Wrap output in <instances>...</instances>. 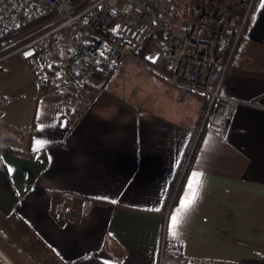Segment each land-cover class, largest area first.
I'll list each match as a JSON object with an SVG mask.
<instances>
[{
    "label": "crops",
    "instance_id": "0c3cea01",
    "mask_svg": "<svg viewBox=\"0 0 264 264\" xmlns=\"http://www.w3.org/2000/svg\"><path fill=\"white\" fill-rule=\"evenodd\" d=\"M232 52L221 91L243 103L226 138L202 133L171 200L204 114L200 96L185 95L162 73L128 84L135 62L95 80L93 98L77 88L45 90L17 55L2 59L0 145L21 152L0 149V264H157L162 238L188 258L264 264V0ZM193 173L202 183L184 212ZM66 191L94 200L89 208L76 200L71 223L59 217Z\"/></svg>",
    "mask_w": 264,
    "mask_h": 264
},
{
    "label": "built area",
    "instance_id": "2783aa9c",
    "mask_svg": "<svg viewBox=\"0 0 264 264\" xmlns=\"http://www.w3.org/2000/svg\"><path fill=\"white\" fill-rule=\"evenodd\" d=\"M209 1L205 10L201 3L206 0L196 5L181 0H0V50L15 45L0 61L17 55L40 85L73 86L93 98L100 89L95 80H107L118 64L136 61L156 70L151 58L158 57V48L147 44L159 37L166 48L164 77L185 95L204 100L200 131L205 127L226 138L243 102L223 94L222 83L253 0L244 11L230 12L226 20L222 1ZM77 27L69 50L57 53L67 32ZM22 30L27 31L13 36ZM225 41H231V48L222 60ZM62 198L59 217L68 223L74 220L76 200L85 208L94 204L70 191ZM157 264L216 263L188 258L177 243L162 238Z\"/></svg>",
    "mask_w": 264,
    "mask_h": 264
},
{
    "label": "trees",
    "instance_id": "16d2710c",
    "mask_svg": "<svg viewBox=\"0 0 264 264\" xmlns=\"http://www.w3.org/2000/svg\"><path fill=\"white\" fill-rule=\"evenodd\" d=\"M248 2H249V0H245L244 3L241 4V6L239 7L241 11H244L247 8ZM256 2H257V0L252 1V4H251L250 10L248 12L247 20H246V23L244 25L243 30L246 28V26H247V24H248V22L252 16V11L256 5ZM78 29H79L78 27L72 28L67 32L65 41L57 49H55V51L57 53H61L65 50L66 51L69 50V48L71 47L72 42H73L74 34L76 31H78ZM26 31L27 30H22L20 32H17L16 34H13V36L15 37V36L21 35L22 33H25ZM14 46L15 45H12L10 47H7V48L0 50V57L2 55L6 54L7 52H9L12 48H14ZM147 46L148 47L153 46V47L158 48L159 55H158L157 59L155 60V62L153 63V65L162 74H167L168 70H167L166 59H165V56H166L165 43L159 37H157L154 39L153 38L150 39ZM230 48H231V41H229V43L227 44V50L229 51ZM233 52H232V55H233ZM41 87H42V89L46 90V88H44V86L41 85ZM56 87L57 88L59 87V89L67 87V88H72L73 90L74 89L77 90L73 86H65V85H60V84H57L55 86V89H56ZM202 116L203 115L200 116V118L197 120V122L193 128L192 135L190 137L189 143H188L186 151L184 153L182 162L180 163V166L178 168V171H177L176 176L174 178V181L172 183L170 193L168 196V200L175 198L183 187L186 175L189 171L191 163H192V161L195 157V154L197 152V147H198L200 137H201L202 133L206 130V128L204 127L200 131V123L202 120ZM0 149L5 150V151L14 152V153H20L21 152V150L19 149L18 146H10V145L1 146L0 145Z\"/></svg>",
    "mask_w": 264,
    "mask_h": 264
},
{
    "label": "rangeland",
    "instance_id": "374dc122",
    "mask_svg": "<svg viewBox=\"0 0 264 264\" xmlns=\"http://www.w3.org/2000/svg\"><path fill=\"white\" fill-rule=\"evenodd\" d=\"M181 1H183L184 3H187V4H189V5H193V4H198L199 3V0H181ZM219 1H221V0H219ZM242 1V0H241ZM240 0H228V1H226V0H224V1H222V4H221V7H220V9H221V12H222V17H223V20H226L227 19V17H228V14L230 13V12H234V11H236V10H238V9H236V5L235 4H240V2H241ZM244 1L245 0H243V2L242 3H244ZM201 6H204V9L205 10H208L209 8H210V1L209 0H206V2H204V3H201ZM227 7H229V9H226ZM127 62H135V63H132V64H135L136 65V67L137 68H135V69H132L131 70V72H129V75L127 76V78H126V76H125V81L128 83V84H130V85H132L133 86V84L136 82V81H138V78L140 77L141 78V75L142 74H145L146 75V73H153L154 75H155V72L156 73H159V71L158 70H155L154 68H150V67H148V65H145V64H141V63H139V62H136V61H126V62H124V63H121V65H123V64H126ZM141 64V65H139V64ZM118 65H120V64H118ZM118 65L114 68V69H116L117 67H118ZM130 66H132L131 64H130ZM139 68H141V71L139 70ZM139 70V71H138ZM132 72H135V74L134 75H132ZM113 74H114V71H113V73H112V75H111V77L113 76ZM136 75V76H135ZM160 75H162V74H160ZM139 76V77H138ZM110 77V78H111ZM68 88L67 87H65V89H64V91L66 92V93H68Z\"/></svg>",
    "mask_w": 264,
    "mask_h": 264
},
{
    "label": "snow or ice",
    "instance_id": "6c2138e0",
    "mask_svg": "<svg viewBox=\"0 0 264 264\" xmlns=\"http://www.w3.org/2000/svg\"><path fill=\"white\" fill-rule=\"evenodd\" d=\"M26 55H31V53H26ZM11 171L12 170L9 169V172ZM202 175H203L202 173H193L192 174L193 178L188 181L187 190L190 192V197L188 199H184L181 201V208L184 212H186L192 206V204L195 203V200L198 197L199 189L202 183L200 177H202ZM100 199H107V197H100ZM112 202L115 203L116 201H112ZM179 223L180 220H178L175 215L172 216L173 229H175L176 225H178ZM172 235L176 236L177 232L173 231Z\"/></svg>",
    "mask_w": 264,
    "mask_h": 264
},
{
    "label": "water",
    "instance_id": "95a60500",
    "mask_svg": "<svg viewBox=\"0 0 264 264\" xmlns=\"http://www.w3.org/2000/svg\"><path fill=\"white\" fill-rule=\"evenodd\" d=\"M157 57L156 56H152L151 60H155Z\"/></svg>",
    "mask_w": 264,
    "mask_h": 264
}]
</instances>
